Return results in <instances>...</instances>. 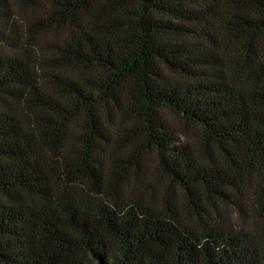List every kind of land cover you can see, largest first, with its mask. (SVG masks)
Wrapping results in <instances>:
<instances>
[{
  "label": "trees",
  "instance_id": "1",
  "mask_svg": "<svg viewBox=\"0 0 264 264\" xmlns=\"http://www.w3.org/2000/svg\"><path fill=\"white\" fill-rule=\"evenodd\" d=\"M0 264H264V0H0Z\"/></svg>",
  "mask_w": 264,
  "mask_h": 264
}]
</instances>
